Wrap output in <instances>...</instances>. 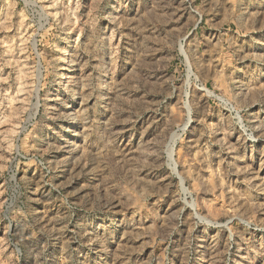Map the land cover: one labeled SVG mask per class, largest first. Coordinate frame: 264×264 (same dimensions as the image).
Masks as SVG:
<instances>
[{
	"label": "rangeland",
	"instance_id": "1",
	"mask_svg": "<svg viewBox=\"0 0 264 264\" xmlns=\"http://www.w3.org/2000/svg\"><path fill=\"white\" fill-rule=\"evenodd\" d=\"M0 264H264V0H0Z\"/></svg>",
	"mask_w": 264,
	"mask_h": 264
},
{
	"label": "bare ground",
	"instance_id": "2",
	"mask_svg": "<svg viewBox=\"0 0 264 264\" xmlns=\"http://www.w3.org/2000/svg\"><path fill=\"white\" fill-rule=\"evenodd\" d=\"M175 142H176V137L173 136L172 142H171L170 147H169V154H170L171 158L174 154Z\"/></svg>",
	"mask_w": 264,
	"mask_h": 264
}]
</instances>
